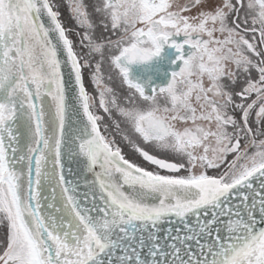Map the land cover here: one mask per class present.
<instances>
[{
	"label": "snow or ice",
	"instance_id": "1",
	"mask_svg": "<svg viewBox=\"0 0 264 264\" xmlns=\"http://www.w3.org/2000/svg\"><path fill=\"white\" fill-rule=\"evenodd\" d=\"M0 226V264H264V0H0Z\"/></svg>",
	"mask_w": 264,
	"mask_h": 264
},
{
	"label": "flooded vegetation",
	"instance_id": "2",
	"mask_svg": "<svg viewBox=\"0 0 264 264\" xmlns=\"http://www.w3.org/2000/svg\"><path fill=\"white\" fill-rule=\"evenodd\" d=\"M62 13H63V19L65 20L66 24H68V13L66 8L62 9Z\"/></svg>",
	"mask_w": 264,
	"mask_h": 264
},
{
	"label": "rangeland",
	"instance_id": "3",
	"mask_svg": "<svg viewBox=\"0 0 264 264\" xmlns=\"http://www.w3.org/2000/svg\"><path fill=\"white\" fill-rule=\"evenodd\" d=\"M3 231H4V228H3V226H0V236H2V235H3Z\"/></svg>",
	"mask_w": 264,
	"mask_h": 264
}]
</instances>
